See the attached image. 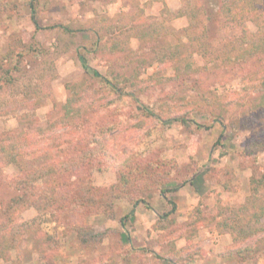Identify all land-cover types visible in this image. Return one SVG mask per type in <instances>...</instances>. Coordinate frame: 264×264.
<instances>
[{
    "label": "rangeland",
    "instance_id": "1",
    "mask_svg": "<svg viewBox=\"0 0 264 264\" xmlns=\"http://www.w3.org/2000/svg\"><path fill=\"white\" fill-rule=\"evenodd\" d=\"M192 1L199 40L189 45L185 29L192 12L175 15V0H0V137L12 138L9 132L18 127L16 118L4 116L14 106L36 102L40 123H51L48 132L25 127L32 133L17 161L0 159V235L19 217L33 218V205L43 201L35 182L31 195L8 206L21 168L46 158L61 161L91 138L101 140L113 159L133 155L140 165L138 177L131 176L151 187L137 204L117 190L113 216L103 208L82 216L56 192L42 225L51 226L56 244L45 248L40 229L0 264H41L50 255L55 264H264V110L254 114L251 107L264 67L245 79L246 68L214 60L243 34L242 24L221 13L233 0ZM245 26L248 34L263 33L264 14L260 25L246 20ZM187 66L188 72L198 69L197 76L185 74ZM94 70L121 79L123 90L105 88ZM176 74L186 75L184 83L164 84ZM79 83L80 112L72 106L77 113L64 122V104ZM154 101L163 110L150 108ZM147 107L155 114H144ZM178 115L196 124H182ZM156 159L175 162L153 172L149 163ZM90 166V174H68L76 190L103 192L119 183L103 159ZM168 201L176 210L160 219L172 207ZM80 222L93 227L96 242H81L72 226Z\"/></svg>",
    "mask_w": 264,
    "mask_h": 264
},
{
    "label": "trees",
    "instance_id": "2",
    "mask_svg": "<svg viewBox=\"0 0 264 264\" xmlns=\"http://www.w3.org/2000/svg\"><path fill=\"white\" fill-rule=\"evenodd\" d=\"M33 1V0H32ZM182 6L176 11L175 15L180 16L182 13H191L189 26L185 29L189 41L191 42L189 45H192V40H196L195 44L199 40V37H195L193 33L197 31L199 27V21H196V13H194L190 8L193 7L194 2L192 0H181ZM31 9L33 10V6L31 5ZM221 13H224L227 19H231L233 21L238 20L242 24L243 34L237 39L230 42L232 45L226 44L223 46V50L220 51L219 55H215L214 60H221L224 67L229 68H238L244 69L246 68L245 73L242 74L243 78L248 79L259 72L264 67V32H255L253 34H248L247 28L245 26L246 20H252L254 23L260 25V16L264 14V0H233L230 4H225L221 6ZM231 13H236L231 14ZM197 17V16H196ZM189 18V17H188ZM146 36V34H144ZM79 59L81 61L82 67L85 72H88V65L86 59L83 55H79ZM159 61L165 60L164 57L158 59ZM139 62V61H138ZM140 64V62H139ZM188 67L184 69V73L187 75H191L194 73L197 76L199 70L193 69L188 72ZM189 73V74H188ZM94 77L99 78L101 82H103V86L105 88H111L113 91L118 92L123 90L124 85L122 80L111 78H105L97 71H92ZM180 74H176L168 79H164V84H168L171 80L178 81L180 83H184V76L180 77ZM255 80V79H254ZM82 83L75 84L73 88L72 97L68 99V102L64 104V113L62 116V120L64 122H69V119L74 115L73 113H79L80 111V100L82 98L81 92ZM257 95L251 102V107L254 108L255 113L264 110V78L262 81H258V85L256 87ZM172 97V95H170ZM181 100V97H179ZM73 104L71 105V103ZM191 103V101H188ZM36 102L32 104L28 103V105H20L14 106L9 110H5L4 116L14 117L18 122V127L10 131L9 134L12 135V138L0 137V159L2 162H16V158L18 154L23 153L24 145L25 147L29 144V134L32 132L40 133V132H48L51 130L50 125L44 126V124L40 123L37 118L36 113ZM198 105V103H195ZM79 105V106H77ZM75 107L76 110L73 108ZM159 108L163 110V107L157 102H153L150 108ZM161 107V108H160ZM149 107L143 109L144 114H155V111L151 110ZM172 111L167 108L164 114L167 116L170 115ZM1 115V113H0ZM219 118H221L219 116ZM175 120L184 124L187 122H193L196 124L195 119L192 117H184L182 115L175 116ZM34 123V124H33ZM231 124L237 128L239 125L235 122H231ZM31 130L32 132L24 129ZM14 133V134H12ZM96 140V141H95ZM28 143V144H27ZM51 152V148L46 149L45 152ZM73 152L64 158L61 161H53L52 159H47L43 161V163H39L35 165L34 163L27 166L22 167L20 172V178L17 181V194L15 197L8 202V206L11 207L15 203H18L19 199H22L25 195H31L32 189L35 187H40L42 191L43 201L40 203H36L33 207L36 209V215L29 219L25 220L19 217L18 220H15L11 225L10 229H6L5 233L2 232L0 235V257L7 259L8 258V250L16 249L19 246V243L23 238H25L28 234H37L40 229L43 232L42 243L45 248L50 249L52 244H56V241L53 239L54 234L51 235V226L43 227L42 225L45 222H48L46 216L51 217V198H54L56 192L60 194V199L64 202L69 203L72 206H78V211L82 213V216L86 212H96V210H102L108 213L109 216H113L112 211V199L118 197V193L116 191H125L128 199L133 203L137 204L138 202L145 201V194L148 190L151 189L150 185L147 187H141L139 181H135L138 177L137 169L140 164H134L133 155H127L123 159H113V156L110 153L106 152L103 148V144L101 140H97L95 138L89 139L86 143H81V145H74ZM104 160L108 167L117 172L120 175L119 183L116 186H111L107 188L105 191H100L96 189V187L84 186L80 189L76 190L74 188V182L70 181V176L68 174L81 173L84 170L87 171V174L91 173L90 165L93 163H97L100 160ZM116 161V162H112ZM53 161V162H52ZM173 159L167 160L165 163H160V159H156L153 162L149 163L150 166H153V172L158 165L160 167H165L170 165V163H174ZM153 163V164H152ZM151 169V168H150ZM147 173V172H146ZM132 175V176H131ZM77 176V175H76ZM35 182H37V186H35ZM254 184V183H253ZM139 190H137V188ZM254 189V187H253ZM256 189V187H255ZM53 190V191H52ZM25 192H28L25 193ZM163 192V191H162ZM37 199L35 200V202ZM171 204V209L165 212L160 219H165L169 214L175 212L176 205L172 201H168ZM64 209V207H61ZM67 209V208H66ZM99 212V211H98ZM133 212L127 213L121 219L122 225L125 222V219L129 218ZM264 213V211H263ZM6 214V220H11V215L9 213H2V216ZM258 216V215H257ZM259 217V216H258ZM6 222V221H4ZM51 222V219H49ZM73 229L76 231L79 236L81 242L89 243L96 242L98 234L94 231L93 227L86 225L84 223H77L76 225H72ZM71 226V227H72ZM55 229V228H53ZM4 227L0 226V231H3ZM56 246V245H55ZM247 248L245 249V251ZM240 252V251H238ZM41 264H55L51 260V255L46 257L41 261Z\"/></svg>",
    "mask_w": 264,
    "mask_h": 264
},
{
    "label": "crops",
    "instance_id": "3",
    "mask_svg": "<svg viewBox=\"0 0 264 264\" xmlns=\"http://www.w3.org/2000/svg\"><path fill=\"white\" fill-rule=\"evenodd\" d=\"M166 1H168V0H166ZM167 3H169V2H167ZM170 4H171V3H169L168 6L171 7ZM178 7H179L178 0H175V5H173V7H171V10H176V11H178ZM172 8H174V9H172Z\"/></svg>",
    "mask_w": 264,
    "mask_h": 264
}]
</instances>
